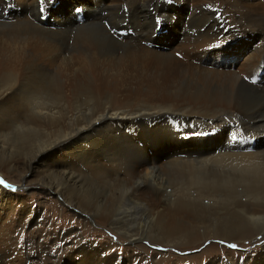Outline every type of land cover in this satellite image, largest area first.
<instances>
[{
	"label": "bare ground",
	"instance_id": "obj_1",
	"mask_svg": "<svg viewBox=\"0 0 264 264\" xmlns=\"http://www.w3.org/2000/svg\"><path fill=\"white\" fill-rule=\"evenodd\" d=\"M61 5L0 0V135L22 142L21 157L0 156V175L22 183L36 171L74 218H96L133 249L263 240L264 0H93L68 3L66 16ZM175 38L170 52L157 46ZM252 42L242 72L200 64ZM232 137L240 146L219 149ZM14 147L0 140V153ZM8 193L0 187L3 213ZM11 225L0 227V264L61 263ZM86 244L62 263H127ZM261 249L244 264H264Z\"/></svg>",
	"mask_w": 264,
	"mask_h": 264
},
{
	"label": "rangeland",
	"instance_id": "obj_2",
	"mask_svg": "<svg viewBox=\"0 0 264 264\" xmlns=\"http://www.w3.org/2000/svg\"><path fill=\"white\" fill-rule=\"evenodd\" d=\"M86 1H90V3L93 2V0H61V6L63 7L61 8V14L66 16L67 14L72 13L73 6H67L68 3L79 5L84 4ZM88 7L90 8L91 4H89ZM86 8L87 7H85L86 18H88L90 13ZM73 18L74 17L72 16L71 20L68 22L73 21ZM131 34H133V32H131ZM118 39L120 40V38ZM178 39L179 38L173 40H160L157 42V46H164L165 50H163V53H167L174 49ZM251 45L252 48L246 46V50L241 47H235L232 50L227 48L229 46H226V48H219L214 53V56L207 54L206 58L200 59V61H202L200 64L207 63L217 70L223 69V71L230 70V72H242V68H245L249 59H251L252 56H256V49L253 47V42ZM261 78L264 79V75L260 76V79ZM178 130L181 129L178 128ZM178 134H180V136L187 135L186 131ZM11 135L12 134H7V138L0 135L1 141L5 140L6 142H14V149L16 148L12 153H0L2 159H6L8 155L12 154L17 157L22 156L19 153L22 142H18L14 138V135ZM238 140V137H232L229 138V140L225 138L221 141L222 143L219 145V149L240 146L237 143ZM250 141L251 139L248 140L247 144ZM224 145H226L225 148ZM150 146L151 144H148L147 149H150ZM214 148H217V146ZM214 148H212V150H214ZM171 150H173L172 154L176 152L174 149H170V153ZM16 173L17 171H14L13 173L10 172L8 176L0 175L1 189L7 190V193L9 192L14 195L11 199V206L9 209L4 213L2 212V209L0 210L6 218L0 220V227H6L12 224L10 227L20 231V233L18 232L20 235L19 237H23L25 241L27 240L26 242L30 241V239L32 240L34 238V240H36V238H38V243H40L49 254L52 253V255H55V260L59 261L58 263L61 262L60 264L64 263V261H62L64 257L70 255V253L76 250V246H72L75 242L80 241L81 239L85 244L87 243L86 245L88 246L93 244L95 246L105 247L108 255L117 254L119 257H123L124 260L127 261L126 264H177L178 260L181 264H198V261L196 260L197 257L201 256L205 250L211 248V246H215V248L211 250L207 259H205L206 257L202 259V264H208L213 258H215V264H231V262L244 264L248 258H251V255L262 250L261 248L264 246V239L262 240L263 236L259 235V237L254 239L255 241L251 240V242L245 241L243 243L236 241L224 242V240L221 239H211L210 241L208 240L196 244L187 250L177 247H163V245L142 240L141 245L146 249H133V245H129L128 241L120 240L119 235L113 232L111 227L102 224L96 218L89 219L87 217L88 221L83 220L86 217L74 218L73 215L79 216L78 209L76 210L72 206L63 205L64 201L62 198L53 194H48L47 190L41 186V182L38 181L40 179L36 175V171H34L33 174L31 173L27 182L22 181V183L15 181H20V178L17 177ZM86 190L91 196L95 197L100 195V187L95 184V182H91V184L89 183ZM15 235L18 237L17 232ZM112 244L117 247H111L110 249L109 247ZM229 245H236V247L232 248L229 247ZM46 257L45 252L44 258ZM191 257L196 258L191 259ZM176 259L178 260L176 261ZM181 260H183V262H181ZM40 263L54 264L53 261L50 263L46 259L40 261Z\"/></svg>",
	"mask_w": 264,
	"mask_h": 264
},
{
	"label": "snow or ice",
	"instance_id": "obj_3",
	"mask_svg": "<svg viewBox=\"0 0 264 264\" xmlns=\"http://www.w3.org/2000/svg\"><path fill=\"white\" fill-rule=\"evenodd\" d=\"M229 247L235 248V247H236V245H229Z\"/></svg>",
	"mask_w": 264,
	"mask_h": 264
}]
</instances>
